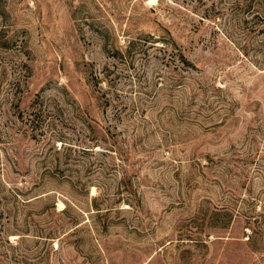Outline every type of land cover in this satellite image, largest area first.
I'll list each match as a JSON object with an SVG mask.
<instances>
[{
	"label": "rangeland",
	"instance_id": "374dc122",
	"mask_svg": "<svg viewBox=\"0 0 264 264\" xmlns=\"http://www.w3.org/2000/svg\"><path fill=\"white\" fill-rule=\"evenodd\" d=\"M0 264H264V0H0Z\"/></svg>",
	"mask_w": 264,
	"mask_h": 264
}]
</instances>
